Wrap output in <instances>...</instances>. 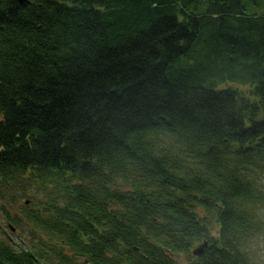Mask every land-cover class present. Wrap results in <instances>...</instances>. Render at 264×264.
<instances>
[{
  "label": "trees",
  "instance_id": "trees-1",
  "mask_svg": "<svg viewBox=\"0 0 264 264\" xmlns=\"http://www.w3.org/2000/svg\"><path fill=\"white\" fill-rule=\"evenodd\" d=\"M30 1L0 0V200L36 192L0 264H250L264 0Z\"/></svg>",
  "mask_w": 264,
  "mask_h": 264
},
{
  "label": "rangeland",
  "instance_id": "rangeland-1",
  "mask_svg": "<svg viewBox=\"0 0 264 264\" xmlns=\"http://www.w3.org/2000/svg\"><path fill=\"white\" fill-rule=\"evenodd\" d=\"M231 85L235 88L246 90V87L241 85V84H231ZM259 181H260L261 188L264 189V175L259 179ZM19 182L20 183L16 186V188L11 187V186H6V189L4 188L6 194L3 195V200H0V205L5 204V206H7V208L10 211V214L12 216L22 214L23 213L22 205H24V202L26 200H30V199L35 198L34 194H36L34 189L24 188V190H23V187H21V185L24 186L25 183L23 180H20ZM260 208L261 209H260V217L259 218L262 222L263 227H262V231H261L259 237L264 236V206L261 205ZM5 219H6V214L1 209V206H0V226L5 224ZM7 232H8L7 234L13 238V241L21 242L20 236H22L23 240L27 241L26 243L29 242L28 245L34 244L33 240L29 241L30 236H28V234L22 235L23 233L18 232L17 236H19L20 237L19 238L17 236L12 235L11 231L9 229H7ZM0 235L4 236V234H2V233H0ZM259 237L256 240H258ZM36 245L39 246L38 243H36ZM248 249H247L248 261L250 264H254L253 260L251 259V254L248 251ZM177 260H178L177 264H187V260H186L185 256L178 257Z\"/></svg>",
  "mask_w": 264,
  "mask_h": 264
},
{
  "label": "clouds",
  "instance_id": "clouds-1",
  "mask_svg": "<svg viewBox=\"0 0 264 264\" xmlns=\"http://www.w3.org/2000/svg\"><path fill=\"white\" fill-rule=\"evenodd\" d=\"M248 251L254 264H264V236L259 237L258 240H254Z\"/></svg>",
  "mask_w": 264,
  "mask_h": 264
},
{
  "label": "water",
  "instance_id": "water-1",
  "mask_svg": "<svg viewBox=\"0 0 264 264\" xmlns=\"http://www.w3.org/2000/svg\"><path fill=\"white\" fill-rule=\"evenodd\" d=\"M18 3L22 7H28V6L32 5V2L30 0H18ZM207 247H208V242L205 241L204 243H202L201 245H199L197 248L194 249L193 255L196 257L203 256Z\"/></svg>",
  "mask_w": 264,
  "mask_h": 264
},
{
  "label": "flooded vegetation",
  "instance_id": "flooded-vegetation-1",
  "mask_svg": "<svg viewBox=\"0 0 264 264\" xmlns=\"http://www.w3.org/2000/svg\"><path fill=\"white\" fill-rule=\"evenodd\" d=\"M36 262V261H35ZM35 262H33V264H37V263H35Z\"/></svg>",
  "mask_w": 264,
  "mask_h": 264
}]
</instances>
